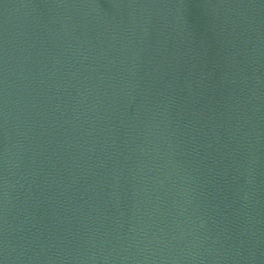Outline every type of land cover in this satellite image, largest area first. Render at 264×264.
I'll return each instance as SVG.
<instances>
[{
  "label": "water",
  "instance_id": "95a60500",
  "mask_svg": "<svg viewBox=\"0 0 264 264\" xmlns=\"http://www.w3.org/2000/svg\"><path fill=\"white\" fill-rule=\"evenodd\" d=\"M0 264H264V0H0Z\"/></svg>",
  "mask_w": 264,
  "mask_h": 264
}]
</instances>
